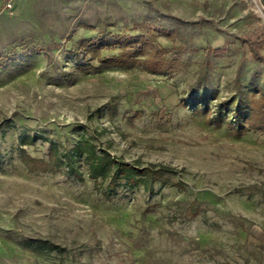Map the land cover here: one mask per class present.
I'll return each instance as SVG.
<instances>
[{
    "label": "rangeland",
    "instance_id": "obj_1",
    "mask_svg": "<svg viewBox=\"0 0 264 264\" xmlns=\"http://www.w3.org/2000/svg\"><path fill=\"white\" fill-rule=\"evenodd\" d=\"M101 38L104 59L139 40L179 63L104 68L82 48ZM243 38L264 55V0H18L0 15V264H264V135L234 122L264 62ZM83 140L175 172L107 194L82 168L22 162Z\"/></svg>",
    "mask_w": 264,
    "mask_h": 264
},
{
    "label": "trees",
    "instance_id": "obj_2",
    "mask_svg": "<svg viewBox=\"0 0 264 264\" xmlns=\"http://www.w3.org/2000/svg\"><path fill=\"white\" fill-rule=\"evenodd\" d=\"M166 34V33H165ZM241 43L247 45L252 58L257 62H264V55H261L258 48L262 45L261 41H253L250 38H243ZM113 46V43H107L105 39H98L89 45H83L85 55L89 60L96 61L104 68H133L141 66L142 69L151 73H164L178 65L179 59L165 58L164 53L168 49L154 45L151 41H133L126 40L118 43L119 54L113 58L101 57V51L104 48ZM177 56L185 51L184 47H172ZM258 99L250 101L246 105L249 115L242 122L238 111H234V122L238 126L236 133L243 134L251 131H259L264 135V90L257 91ZM203 98V96H202ZM37 138L33 137L26 141V144H33ZM25 142V141H23ZM50 160L45 162L42 159H33L27 155L22 156V162L30 170L40 172H52L61 167L66 168L72 176L83 179L81 172L85 170L88 178L96 184L97 179H108L106 193L114 194L120 181L130 187L142 185L144 190L152 188L153 184L164 174L174 173V169L166 165L147 164L143 166L139 161L132 163L111 156L107 151L97 150L96 146L87 140L80 141L71 150L60 149L51 141ZM79 161L80 166H75ZM52 168V169H51ZM52 249V248H51Z\"/></svg>",
    "mask_w": 264,
    "mask_h": 264
},
{
    "label": "built area",
    "instance_id": "obj_3",
    "mask_svg": "<svg viewBox=\"0 0 264 264\" xmlns=\"http://www.w3.org/2000/svg\"><path fill=\"white\" fill-rule=\"evenodd\" d=\"M18 0H0V15H13Z\"/></svg>",
    "mask_w": 264,
    "mask_h": 264
}]
</instances>
